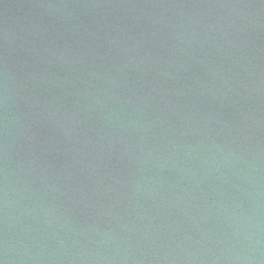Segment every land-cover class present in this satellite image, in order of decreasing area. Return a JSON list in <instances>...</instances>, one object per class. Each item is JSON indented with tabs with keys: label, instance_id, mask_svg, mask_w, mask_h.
Here are the masks:
<instances>
[{
	"label": "water",
	"instance_id": "water-1",
	"mask_svg": "<svg viewBox=\"0 0 264 264\" xmlns=\"http://www.w3.org/2000/svg\"><path fill=\"white\" fill-rule=\"evenodd\" d=\"M0 264H264V0H0Z\"/></svg>",
	"mask_w": 264,
	"mask_h": 264
}]
</instances>
